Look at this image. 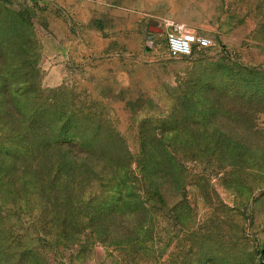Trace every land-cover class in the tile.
<instances>
[{
    "label": "trees",
    "instance_id": "1",
    "mask_svg": "<svg viewBox=\"0 0 264 264\" xmlns=\"http://www.w3.org/2000/svg\"><path fill=\"white\" fill-rule=\"evenodd\" d=\"M34 48L30 18L0 0V264H73L47 251L73 243L79 225L133 249L157 235L159 220L189 219L176 139H201L185 156L239 158L243 143L223 119L264 108V69L232 58L198 64L166 115L141 119L134 169L102 103L42 86Z\"/></svg>",
    "mask_w": 264,
    "mask_h": 264
},
{
    "label": "rangeland",
    "instance_id": "2",
    "mask_svg": "<svg viewBox=\"0 0 264 264\" xmlns=\"http://www.w3.org/2000/svg\"><path fill=\"white\" fill-rule=\"evenodd\" d=\"M2 1L31 20L42 86L65 85L80 100L93 97L102 103L125 140L134 169L141 119L168 113L188 71L226 58L264 69V0ZM162 18L184 22L207 36L210 45L170 56L159 29ZM150 20L157 25L150 26ZM237 109L232 111L241 116L225 118L221 125L243 143L239 158L185 156L183 148L201 139H176L189 219L159 220L157 235L133 249L99 242L79 225L75 241L48 249L49 259L228 264L223 253L230 249L235 256L230 264H264V108Z\"/></svg>",
    "mask_w": 264,
    "mask_h": 264
},
{
    "label": "built area",
    "instance_id": "3",
    "mask_svg": "<svg viewBox=\"0 0 264 264\" xmlns=\"http://www.w3.org/2000/svg\"><path fill=\"white\" fill-rule=\"evenodd\" d=\"M159 24L170 56H187L192 53L194 47L201 48L211 43L207 36L197 33L184 22L162 18Z\"/></svg>",
    "mask_w": 264,
    "mask_h": 264
},
{
    "label": "water",
    "instance_id": "4",
    "mask_svg": "<svg viewBox=\"0 0 264 264\" xmlns=\"http://www.w3.org/2000/svg\"><path fill=\"white\" fill-rule=\"evenodd\" d=\"M151 25H157V21H155V20H150V26ZM150 26H149V28H150ZM160 29V32H162V30H161V28H159Z\"/></svg>",
    "mask_w": 264,
    "mask_h": 264
}]
</instances>
